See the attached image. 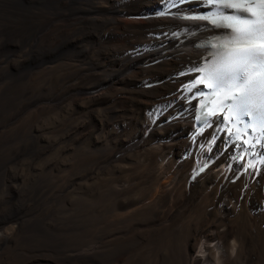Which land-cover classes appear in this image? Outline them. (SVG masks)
<instances>
[{
	"label": "bare ground",
	"instance_id": "obj_1",
	"mask_svg": "<svg viewBox=\"0 0 264 264\" xmlns=\"http://www.w3.org/2000/svg\"><path fill=\"white\" fill-rule=\"evenodd\" d=\"M21 2L0 138L34 145L0 163V264H264L259 146L194 125L214 0Z\"/></svg>",
	"mask_w": 264,
	"mask_h": 264
},
{
	"label": "rangeland",
	"instance_id": "obj_2",
	"mask_svg": "<svg viewBox=\"0 0 264 264\" xmlns=\"http://www.w3.org/2000/svg\"><path fill=\"white\" fill-rule=\"evenodd\" d=\"M18 4H17V3ZM19 3H22L21 0H0V39L3 37H7L13 30V28L21 21L19 17V13H21L20 10H22V4L19 5ZM3 5V6H2ZM7 6V7H6ZM20 6V7H19ZM2 7V8H1ZM7 8V10H6ZM10 11V13H9ZM12 11V12H11ZM11 14V15H10ZM8 17V18H7ZM14 17V18H13ZM2 19V20H1ZM17 19V20H16ZM6 20V21H5ZM2 22V23H1ZM3 27V28H2ZM5 27V28H4ZM7 29V30H6ZM3 35V36H2ZM5 80L10 81V79L14 78L12 75H5ZM21 85L19 82L15 84V86ZM11 96L7 91L3 94L2 98L0 99V111L5 113L2 109L3 104H5L8 101V97ZM5 109V108H4ZM6 110V109H5ZM2 117V116H1ZM12 128V129H11ZM14 128V129H13ZM20 129V130H17ZM23 129V130H22ZM15 131V132H12ZM17 131V132H16ZM19 131V132H18ZM9 134V135H7ZM0 138V163L5 161L9 157V152L12 150L20 149L22 154V159L25 161L26 159L29 160V157L31 155L30 152H32L33 149V143L31 139H29L25 133V124L21 121L18 123H15L12 126H9L7 131H5ZM19 136L21 137L19 139ZM4 140H3V139ZM9 138V139H8ZM18 138V139H17ZM26 138V139H25ZM8 139V140H7ZM17 139V140H16ZM16 141V142H15ZM19 141V142H17ZM27 141V142H26ZM31 141V142H30ZM5 142V143H4ZM23 142V143H22ZM7 143V144H6ZM16 143V144H15ZM21 143V144H20ZM14 144V145H12ZM24 144V145H23ZM18 145V146H17ZM14 146V147H13ZM31 146V147H29ZM25 147V148H24ZM11 148V149H9ZM27 148V149H26ZM8 149V150H7ZM25 149V150H24ZM23 150V151H22ZM29 150V151H28ZM2 151V152H1ZM6 152V153H5ZM8 152V153H7ZM7 154V155H6ZM6 158V159H5ZM5 159V160H4Z\"/></svg>",
	"mask_w": 264,
	"mask_h": 264
},
{
	"label": "snow or ice",
	"instance_id": "obj_3",
	"mask_svg": "<svg viewBox=\"0 0 264 264\" xmlns=\"http://www.w3.org/2000/svg\"><path fill=\"white\" fill-rule=\"evenodd\" d=\"M261 21H258L260 23ZM251 26L245 25V26H238L237 30L240 31L241 33L247 34V32L250 30ZM249 47H256L254 44H250ZM259 47L264 48V43H261ZM247 51L246 49H236L232 53H230V62L231 63H238L242 57V53ZM248 86L250 91H254L256 89H260L261 91H264V83L258 84L257 82L254 81L253 78H250L248 81Z\"/></svg>",
	"mask_w": 264,
	"mask_h": 264
}]
</instances>
